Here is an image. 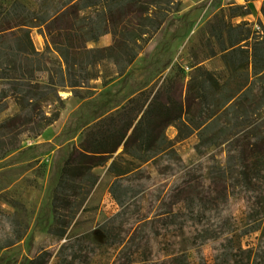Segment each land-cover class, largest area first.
I'll use <instances>...</instances> for the list:
<instances>
[{
  "label": "trees",
  "instance_id": "1",
  "mask_svg": "<svg viewBox=\"0 0 264 264\" xmlns=\"http://www.w3.org/2000/svg\"><path fill=\"white\" fill-rule=\"evenodd\" d=\"M181 6V0H0V158L19 146L22 135L36 138L58 119L63 88L87 97L91 82L106 86L125 73ZM233 6L231 15L248 12L242 4ZM261 26V20H222V68L195 66L198 75L191 76L180 106L182 138L198 135L194 163L184 160L165 132L149 133L150 123L177 104L168 88L131 97L85 130L62 163L52 190V223L27 264H50L53 256L55 264H92L101 254L106 264H193L189 247L205 264L207 243L218 264H264ZM33 27L44 36L43 50L34 45ZM106 33L111 43L89 46ZM237 75L244 80L231 90ZM222 143L219 159L208 153L209 145ZM97 166H107L114 177L109 191L120 206L102 225L103 249L83 233L68 234L98 183ZM166 178L161 189L157 182ZM238 200L247 215L240 229L233 215ZM27 228L16 213L0 210V233L7 234L0 235V250L18 242ZM257 230L256 245L243 248L241 236Z\"/></svg>",
  "mask_w": 264,
  "mask_h": 264
},
{
  "label": "rangeland",
  "instance_id": "2",
  "mask_svg": "<svg viewBox=\"0 0 264 264\" xmlns=\"http://www.w3.org/2000/svg\"><path fill=\"white\" fill-rule=\"evenodd\" d=\"M181 1V9L167 17L158 33L125 73L106 86L101 85V80L91 82L93 87L87 91V97L74 96L69 88H63L60 93L64 98V106L58 119L36 138L22 135L19 146L0 158V210L8 214L16 213L19 221L28 223L25 235L18 242L0 250V264H27L30 255L47 237L53 217L52 190L72 146L83 139L85 130L97 119L120 111L131 97L140 93L146 96L158 88L170 89L177 104L170 105L164 114L150 123L149 133L157 136L165 132L184 160L187 163L195 162L198 156L193 150V143L198 139L196 131L189 137L182 138L186 127L182 124L184 115L180 106L185 104L187 84L192 75H198L196 65L216 72L222 68L220 44L217 42V32L222 20L233 23L247 20L257 24L261 20L263 26L259 29L264 32V0L258 8L242 4L248 8V12L243 15H231L233 5L241 4L235 0ZM30 35L35 47L43 50L45 39L36 27L32 28ZM100 39V42H90L89 46L111 43L112 34L106 33ZM243 80V76H235L229 85L230 89L237 88ZM196 90L198 89L192 88L194 95ZM224 146V143L209 145L208 153L219 159ZM94 171L98 174V183L84 202L85 208L77 214V224L70 228L68 234L83 233L88 241L103 249L106 236L102 225L120 206L109 191L114 177L107 172V166H97ZM167 181V178L159 180L158 187L166 189ZM14 199L20 203L14 204ZM233 215L237 229L247 225L243 201L238 200ZM4 232L0 235L7 236ZM259 234L260 231L257 230L242 235L240 244L243 248L254 247ZM188 251L193 264H199L194 254L196 248L189 247ZM202 251L205 264L219 263L215 259L212 245L203 244ZM57 258L53 256L50 264H55ZM106 261L101 254L97 255L92 264H106Z\"/></svg>",
  "mask_w": 264,
  "mask_h": 264
},
{
  "label": "crops",
  "instance_id": "3",
  "mask_svg": "<svg viewBox=\"0 0 264 264\" xmlns=\"http://www.w3.org/2000/svg\"><path fill=\"white\" fill-rule=\"evenodd\" d=\"M235 1L240 2L241 4H244L245 6H249L250 8H252V7L258 8V7H260V3H261L262 0H247V1H245V0H240V1L235 0ZM100 40L101 39H99L96 42H100Z\"/></svg>",
  "mask_w": 264,
  "mask_h": 264
}]
</instances>
